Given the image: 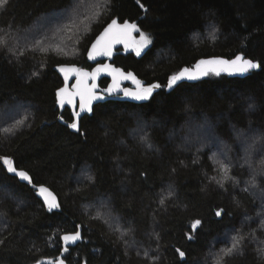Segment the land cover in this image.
Here are the masks:
<instances>
[{
    "label": "trees",
    "instance_id": "1",
    "mask_svg": "<svg viewBox=\"0 0 264 264\" xmlns=\"http://www.w3.org/2000/svg\"><path fill=\"white\" fill-rule=\"evenodd\" d=\"M64 11H80L85 26L66 19L70 25L57 37L42 31L40 41L30 32L21 42L42 18ZM113 19L132 22L151 41L140 55L118 49L113 63L143 88L160 87L146 100L118 93L78 118L60 108L57 93L65 84L56 66L91 68L88 47ZM1 34L7 40H0V264L57 258L62 235L79 225L82 240L65 251L68 264H264L250 239L254 232L264 238L253 185L245 183L254 173L243 165L237 135L250 131L263 143L253 180L264 195V0H8L0 8ZM68 46L73 55L57 48ZM236 55L261 68L210 72L168 87L201 60ZM19 108L23 121H2L5 111ZM203 121L213 123L236 163L223 182L211 147L186 143L192 124ZM73 122L79 131L69 127ZM140 122L146 127L139 136ZM2 157L51 187L59 208L49 211ZM238 231V249L224 256L232 242L223 235Z\"/></svg>",
    "mask_w": 264,
    "mask_h": 264
},
{
    "label": "rangeland",
    "instance_id": "2",
    "mask_svg": "<svg viewBox=\"0 0 264 264\" xmlns=\"http://www.w3.org/2000/svg\"><path fill=\"white\" fill-rule=\"evenodd\" d=\"M86 7V6H85ZM79 9L78 5L75 8ZM77 13V14H76ZM76 13H69L67 11L62 12L61 14H53L48 17L42 18L40 22L35 24L27 33L24 34V39L21 42H26L31 38L30 32L33 36H36V39H41V37H46L42 34V31L50 32L54 31L53 36L54 38L57 37L61 32L62 29L70 24H64L66 19H69L72 21V23H75V25L79 27L85 26V21L82 19V15L80 14V11H76ZM135 33L134 37L131 40L130 43L126 44L122 49L126 51H134L137 53V48H140L143 41L141 40V32H138L137 28H134ZM5 34V33H4ZM144 34V33H143ZM146 35V34H145ZM147 36V35H146ZM150 39V38H149ZM0 40H7L4 35H0ZM2 41V42H3ZM41 41V40H40ZM51 43H54L52 45H58L59 41H55L53 39L50 40ZM47 43L45 42H39L37 45L41 46L39 48L43 49L46 48ZM150 45L147 44L143 48H141L140 53H142L148 46ZM37 46V47H38ZM49 46V45H48ZM59 51L68 54V55H73L74 54V48L72 46L68 47H57ZM65 48V49H64ZM23 111H21V108L16 109V110H9L5 111L4 116L2 117V121L7 119L9 122H21L23 121ZM192 124V123H191ZM190 122L187 123V127L191 126ZM190 131V134L188 139L186 140V143H188L190 146H196L198 148L202 147H211L212 149V159L217 165L220 166L219 173L223 178H221L222 182L225 179L230 178L228 175L231 171V165L234 163L232 159L229 158L228 150L230 149L227 143L221 139L219 136L216 135L214 131V125L212 122L208 121H203L202 123H194L192 124ZM138 127V128H137ZM134 130V133H138L139 136L141 135V132L145 130L146 123L140 122ZM186 127V129H187ZM188 127V128H189ZM188 130V129H187ZM237 135L239 137V140L241 141L244 149V159H242L243 165L248 169H251L250 172L254 173L250 178L248 177L245 183L253 185L251 187L252 193L257 197L258 201V207H257V212L256 216L254 215V218L256 217L258 222H259V229L262 230L264 233V195L263 193L260 192L259 185L253 180L254 177L256 178V175L258 172L259 168V163L256 162L258 159L261 158V154L263 152V149L261 146H263L262 141L259 139V136L255 133H251L250 131L248 132H237ZM256 136H258L256 138ZM142 137V136H141ZM147 144V142H145ZM251 154V156H249ZM230 163V165H229ZM236 164V163H234ZM221 165H226L227 166V171H225ZM262 165V164H261ZM85 173V172H84ZM237 179L235 182L239 184L240 178L236 177ZM224 179V180H223ZM105 209L106 207L104 204H101L99 206V209ZM242 231V230H241ZM241 231L238 232H228L227 234L225 233L223 237H225L227 240L231 241L233 243V237H240ZM252 237V238H251ZM250 239L254 240L257 249L259 250L261 255H264V238H262L260 235L252 234ZM215 255V254H214ZM215 258L218 259V256L215 255Z\"/></svg>",
    "mask_w": 264,
    "mask_h": 264
},
{
    "label": "snow or ice",
    "instance_id": "3",
    "mask_svg": "<svg viewBox=\"0 0 264 264\" xmlns=\"http://www.w3.org/2000/svg\"><path fill=\"white\" fill-rule=\"evenodd\" d=\"M8 0H0V8H2L5 4H7ZM137 2L139 3V0H137ZM141 7H143V5H141ZM129 28H136V25L132 24L129 25L127 22H125V24L123 25L122 28H119V26L117 25V21L116 20H112L111 24L105 29L104 33L97 39V42L95 44H93L92 46V50L88 52V56L89 59H95L96 55H111V44L112 43H119L121 42V36L123 34V32ZM114 29H119L118 31H114ZM109 34H111L112 39L111 41L103 48V49H99L98 45H100L101 41L105 39V37L109 36ZM141 40L143 41L142 45L140 48H137V55H140V51L141 48H143L144 46H146L147 44L151 43L150 39L148 36H146L145 34L141 33ZM108 66L102 65L97 67L92 73H86L83 72L80 69H72L71 71H75L78 76L79 75H83L85 78L87 77H91L92 80H95L96 76L99 74V72H101L102 70H105ZM261 68V65L259 62H254L252 59H245L243 55H236L234 59L232 60H224V59H219V58H215V59H210V60H201L197 63L196 65V69L197 72L196 73H192L190 72L189 69L185 68L182 72H180L177 75L172 76L169 80H168V87L171 88L174 84H176L177 81L181 80L183 77H185V75H187L188 79H197L200 76H207L210 72L214 73L215 75L219 76L221 74V72H229V74H233L235 73H240V74H244L247 73L250 70L253 69H259ZM61 72H65V80L67 81L68 79V75L67 72L69 71L68 69L65 68H60ZM116 71V70H113ZM124 78H131L133 80H135V77L132 76L131 73L128 74L127 77ZM138 85H139V81H135ZM79 79L77 81V88L78 91L75 94H71L68 95V103H72V95H80V111L79 112H74V115L76 117L80 116V112H92V101L93 100H102L104 99L103 96H99L95 93V91L93 90L95 88V85L93 84L92 89H88L87 90V95H85L84 92L79 91ZM118 87V83L115 82V77H114V84L113 86L108 90L109 94H111L112 91L115 90V88ZM160 85L159 84H151L149 85L147 88H143L138 92H131L128 89H123L124 94L126 96H131L136 100H146L148 99L153 90L156 88H159ZM67 94V89H61L58 93L57 96L59 97V103L61 106L64 105L65 103V95ZM69 127L76 129L77 131H79L78 128V123L77 122H73L69 125ZM3 165L7 166V171L9 173H14L16 176H18L21 180L24 181H28L29 183H31V178L29 177L28 173L22 170H17L16 167L13 166V161L10 158H3ZM221 167L227 171V166L226 165H221ZM89 179H91V177H89ZM39 195L43 197L45 203L48 205L49 211H51L53 208H58L59 204L56 202V198L53 196V194L48 190V188L44 187V186H40L39 187ZM161 203H163V200L161 201ZM221 214L220 211H218L216 213L217 216H219ZM200 224V221L197 220L193 223L192 227L193 230H195L196 226ZM119 230V229H117ZM130 231V230H129ZM127 234V233H124ZM80 237V232L76 231L74 234L71 235H64L63 236V240L68 243V242H75L77 240H79ZM189 239H191V237H189ZM242 237H233V243L231 245V247L222 250L223 255L224 256H229L231 254H233L234 251H236L238 249V246L240 244ZM64 251H67V248L64 249ZM177 251L179 252V255L183 258L184 257V252L180 251L179 249H177ZM264 251V250H262ZM223 257H221L220 259H222ZM49 264H51V261L49 262ZM58 264H64V260L60 259L58 261ZM217 264H219V260L217 261Z\"/></svg>",
    "mask_w": 264,
    "mask_h": 264
},
{
    "label": "water",
    "instance_id": "4",
    "mask_svg": "<svg viewBox=\"0 0 264 264\" xmlns=\"http://www.w3.org/2000/svg\"><path fill=\"white\" fill-rule=\"evenodd\" d=\"M113 20L117 21V25L119 26V28H122L123 25L125 24V22H127L129 25H132V22H130V21H119L117 19H113ZM111 22H112V20L109 21L102 28V30L98 33V35L94 38V40L91 42V44L88 47L86 56H87L88 61L92 64L91 68L80 67L79 65L74 64V63H63V64H59V65L56 66V70H57L58 74L61 76V78L63 79L64 84H65L63 89H65V88L67 89V94L64 97L65 103H64L63 106L60 105L61 110H63L65 107H69V108H71L73 110V112H79L80 111V107H79V105H80V95H78V94L72 95V103H68L67 102L68 101V95L75 94L78 91V88L76 87L78 79L80 81L79 86H78L79 87V91H82V92L85 93V95H87V90L88 89H92V86L94 84L95 88L93 90L95 91V93L97 95H99V96H103L104 97V99H102V100H93L92 101V109L94 108V106L96 104L105 101L108 97H111L113 95L118 94L120 91L122 92V94H124V91L122 89L124 88L125 84H133V85L135 84L136 85V82H135L136 80H133L131 78H127V79L124 78V77H127L130 72L125 71L123 68L118 67V66H116L113 63L114 62V57L116 55L117 50L122 48V47H124L126 44L130 43L131 40L133 39L134 33H135V30L133 28H129V29H127V30H125L123 32V34L121 36V42L112 43L111 44V55H96L95 59H89L88 52L92 50L93 44H95L97 42V39L104 33L105 29L111 24ZM118 30L119 29H114V31H118ZM111 39H112V36H111V34H109V36L105 37V39L101 41L100 45H98V48L99 49H103L111 41ZM234 58L235 57H233V58L219 57V59H224V60H232ZM102 65H105V66H108V67L105 70H102L101 72H99V74L96 76L95 80H92L90 76L85 78L82 74L78 76V74L75 71H71L72 69H80L83 72L92 73L97 67L102 66ZM62 67L69 70L67 72V75H68L67 81L65 80V72H61L60 71V68H62ZM113 70H116V71H113ZM189 70L192 73H196L197 72L196 68H190ZM224 73L229 74V72H224ZM114 77H115V82L118 83V87H116L115 90L112 91L111 94H109L108 90L114 84ZM104 78L109 80V82L107 83L106 86H102L101 85V81ZM184 79H188L187 75H185V77H183L181 80H184ZM189 80H193V79H189ZM137 87L139 89H141L140 85H138ZM126 89H128L131 92H138L139 91L138 89H136V88L134 89L132 87L131 88H126ZM125 97H126V99L136 100V99H134L131 96H126L125 95ZM85 113H90V112H86V111L85 112H80V116H82ZM3 158H5V157H2V161H3ZM13 166L16 167L14 163H13ZM6 169H7V166H6ZM17 170L18 171L22 170V171H25V172L28 173L29 177L31 178L30 185L34 189H36L38 197L41 199V201L45 205H47V204L45 203L43 197L40 196L39 192H38L40 186H44V187L48 188V190L53 194V196L56 198V202L60 206V198H59L58 194L51 187H49L46 184H36V183H34L32 181V176L26 170L18 169V168H17ZM11 174L16 176L14 173H11ZM16 177L23 183H29L28 181L21 180L18 176H16ZM53 209H55V208H53ZM76 231L80 232V237L81 238L79 240L75 241L74 243L73 242L66 243L62 239L63 250L61 251L60 255L57 258L44 259L42 262H40L38 264H42V263L49 264L50 261H51V264H58V261L60 259L64 260V264H68V262L64 259V254H65L64 249L65 248L68 249L70 247H75L82 240V227H81V225L78 226V229ZM76 231L64 233L62 235V238H63L64 235H71V234H74ZM82 264H84V263H82Z\"/></svg>",
    "mask_w": 264,
    "mask_h": 264
},
{
    "label": "flooded vegetation",
    "instance_id": "5",
    "mask_svg": "<svg viewBox=\"0 0 264 264\" xmlns=\"http://www.w3.org/2000/svg\"><path fill=\"white\" fill-rule=\"evenodd\" d=\"M108 82H109V80H108ZM136 85H137V83H136ZM136 85H135V84H134V85H133V84H125L123 89L131 88V87L133 88V86H136ZM137 86H138V85H137ZM140 86H141L140 88L143 89V86H142V85H140ZM135 88L138 89L139 91L141 90V89H139L138 87H135ZM135 88H134V89H135ZM123 89H122V90H123ZM119 93L122 94L121 91H120Z\"/></svg>",
    "mask_w": 264,
    "mask_h": 264
},
{
    "label": "bare ground",
    "instance_id": "6",
    "mask_svg": "<svg viewBox=\"0 0 264 264\" xmlns=\"http://www.w3.org/2000/svg\"><path fill=\"white\" fill-rule=\"evenodd\" d=\"M120 55V54H119Z\"/></svg>",
    "mask_w": 264,
    "mask_h": 264
}]
</instances>
